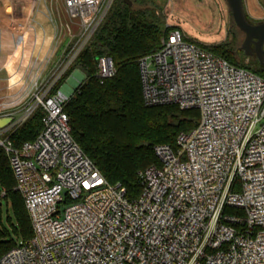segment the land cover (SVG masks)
Wrapping results in <instances>:
<instances>
[{"label": "built area", "instance_id": "obj_1", "mask_svg": "<svg viewBox=\"0 0 264 264\" xmlns=\"http://www.w3.org/2000/svg\"><path fill=\"white\" fill-rule=\"evenodd\" d=\"M113 1L63 0L79 36L64 53L63 71L23 116L12 108L0 112L13 120L0 131V147L33 231L0 264H264V78L171 28L160 49L138 62L143 101L198 110L200 121L178 136L176 151L154 148L159 164L138 173L142 192L133 201L120 184L107 182L72 138L64 108L83 76L76 70L53 90ZM116 72L110 58L98 59L102 84ZM39 107L45 111L42 131L15 148L7 136ZM5 196L0 190V204Z\"/></svg>", "mask_w": 264, "mask_h": 264}, {"label": "trees", "instance_id": "obj_2", "mask_svg": "<svg viewBox=\"0 0 264 264\" xmlns=\"http://www.w3.org/2000/svg\"><path fill=\"white\" fill-rule=\"evenodd\" d=\"M126 1H131L132 5ZM144 3L114 0L89 44L53 90V93L59 90L76 70L85 75L83 83L64 108L71 136L110 185L120 184L125 189L130 201L137 199L142 192L138 173L159 164L154 148L168 145L176 151L178 136L193 131L200 121V112L195 109L181 110L175 105L148 107L144 104L138 62L160 49L165 34L155 10L145 8ZM185 39L235 67L264 78L263 72L237 63L230 43L212 49L186 36ZM102 57L110 58L117 71L103 84L96 76L97 62ZM44 115L43 108H37L7 136L15 148L37 139ZM15 187L8 155L0 147V190L6 192L3 200L14 213L17 235L21 242H27L33 236L32 225L24 200ZM226 212L241 214L237 209H227ZM16 246L13 240H8L6 230L0 228V259Z\"/></svg>", "mask_w": 264, "mask_h": 264}, {"label": "rangeland", "instance_id": "obj_3", "mask_svg": "<svg viewBox=\"0 0 264 264\" xmlns=\"http://www.w3.org/2000/svg\"><path fill=\"white\" fill-rule=\"evenodd\" d=\"M13 1L17 3V7L13 10H9L5 7V15L10 16L9 12L12 11L14 16L13 23L20 24L21 26L23 25L25 29H27V25L31 27V25H33L32 23L26 24L27 22L18 21L19 19L17 18L21 15V10L24 7H30L31 4L37 0ZM133 1H137V3L145 2V8L155 10L157 17L162 22V28L165 34L171 28H180L184 32L186 38L212 49L230 43L239 65L256 71H261L264 74V65L260 64L257 55L253 54L248 56L242 49L245 35L235 25L226 0ZM38 2H41L40 9L44 12L45 17L47 18L44 24L47 26L48 31H46V34H43V37L37 38L38 43L40 39V43H42L43 38L47 41L44 46L45 48L42 46L44 53L41 55L40 51L42 52V50L40 49H34L33 51L32 48H34V41H31L32 45L27 46L26 56L19 57L18 55V57H16L17 54L16 52H13L12 45L8 44L5 53H2L5 58L4 65L6 70L4 69L0 72L1 114L9 112L8 109L12 108L19 112L18 116H23L26 109L33 104L35 95L42 92L46 83V87L50 86L52 82H54V79L63 71V67L59 69L58 67L64 60V53H67L71 48L74 39H76V41L79 39V36L77 35V27L73 26L65 14L63 0L37 1L31 12V18L34 16V13L38 11ZM243 8L249 23L255 25L264 22V0H243ZM7 22H10V20L8 19L6 24H8ZM73 23L77 22L73 21ZM67 26H70L72 29V34L68 33ZM5 29L7 30L3 33H5L10 39L9 34L11 33V28L6 26ZM27 33L31 35V33ZM21 36H17V38ZM33 36L28 37L29 39L36 40ZM78 72L83 76L80 77V80L83 81L85 75L80 71ZM69 78L70 76L66 80V83ZM19 82H23V90L15 96H10L12 93L11 89H14L15 86L19 85ZM2 201V205L0 206V228L6 230L9 241L11 239L16 245H19L22 240L17 235V231H15L16 220L14 213L6 200ZM65 206L66 205H64L63 208Z\"/></svg>", "mask_w": 264, "mask_h": 264}, {"label": "crops", "instance_id": "obj_4", "mask_svg": "<svg viewBox=\"0 0 264 264\" xmlns=\"http://www.w3.org/2000/svg\"><path fill=\"white\" fill-rule=\"evenodd\" d=\"M37 1H39V0H37ZM37 1L33 2V4H31L30 7H24L21 10V15L17 18V19H19L18 21L27 22L26 24H31V23L33 24V25H31V27H29V25H27V27H26L27 29L24 28V31L22 32L23 33L22 34V37L25 36L26 38H28V40H29V44L28 45L29 46L32 45L31 44V41L32 42L34 41V43H33L34 44L33 45L34 48H32L33 51H34V49L35 50L36 49L42 50V46L44 47L46 45V43H47L46 39L43 38V41L44 42L42 41V43H43V45H42V43H40L41 39H40V41L38 43L37 38L43 37V34L44 33L46 34V31H48L47 30V26L44 24V22H45V20H47V18L45 17L44 12H42V10L40 9L41 2H38V7H37L38 11H36L34 13V16H32V18L30 17L31 12H32V10L34 8V5H35V3ZM5 7H7L9 10H13V9H15L17 7V3L15 2V4H13V5H3L0 2V72L6 68L5 65H4L5 64V58H4V56H3L2 53H5V50L8 48V44H11L12 45V48L14 49L16 43L20 39V37L17 38V36L15 37V36L11 35V33L9 34L10 35V39H9L8 36H6V34L3 33L5 30H7V29H5L6 26L7 27H10L11 28L10 31H12L14 25L17 24V23H13V21H14L13 20V17L14 16L12 14V11L9 12V15L10 16H6L5 15V9H6ZM2 18H5V19L3 20ZM7 18L10 20V22H7L8 24H6V21H8ZM44 26H46V27H44ZM22 27H24V26L22 25ZM28 28H29V30H28ZM27 32L31 33V35L28 34ZM32 32H33V35L34 36L32 35ZM28 36H33V37L36 38V40L29 39ZM40 53L42 55L44 53V49L42 50V52L40 51ZM31 55H32V52H31ZM49 58H50V56H49ZM7 71H8V69H7ZM22 83L23 82H19V85L15 86L14 89L13 88L11 89L12 90V93H11L10 96H15L16 94H19L23 90V87L24 86L22 87ZM18 88H19V90H18ZM16 112H17V110H16ZM12 123H13V120L11 118L7 117V115H2V117H0V131L10 128L11 125H12Z\"/></svg>", "mask_w": 264, "mask_h": 264}, {"label": "water", "instance_id": "obj_5", "mask_svg": "<svg viewBox=\"0 0 264 264\" xmlns=\"http://www.w3.org/2000/svg\"><path fill=\"white\" fill-rule=\"evenodd\" d=\"M237 28L245 35L242 49L250 56L257 55L261 65H264V22L249 23L243 8V0H226ZM130 6L131 2L126 1Z\"/></svg>", "mask_w": 264, "mask_h": 264}, {"label": "bare ground", "instance_id": "obj_6", "mask_svg": "<svg viewBox=\"0 0 264 264\" xmlns=\"http://www.w3.org/2000/svg\"><path fill=\"white\" fill-rule=\"evenodd\" d=\"M29 30V29H28ZM32 30V29H31ZM24 31V27H22L20 24H16L14 25L12 31H11V35L14 36H21ZM29 44V40L28 38L24 37H20V39L18 40V42L16 43L13 52H16L17 56L19 55V57L21 56H25L27 53V46Z\"/></svg>", "mask_w": 264, "mask_h": 264}]
</instances>
